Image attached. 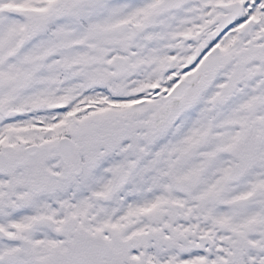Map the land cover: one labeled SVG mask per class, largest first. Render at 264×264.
I'll return each instance as SVG.
<instances>
[{
	"label": "snow or ice",
	"instance_id": "1",
	"mask_svg": "<svg viewBox=\"0 0 264 264\" xmlns=\"http://www.w3.org/2000/svg\"><path fill=\"white\" fill-rule=\"evenodd\" d=\"M0 264H264V0H0Z\"/></svg>",
	"mask_w": 264,
	"mask_h": 264
}]
</instances>
